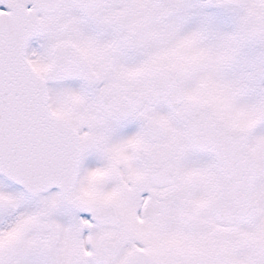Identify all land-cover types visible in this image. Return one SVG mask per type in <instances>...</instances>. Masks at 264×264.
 <instances>
[{
    "label": "snow or ice",
    "instance_id": "6c2138e0",
    "mask_svg": "<svg viewBox=\"0 0 264 264\" xmlns=\"http://www.w3.org/2000/svg\"><path fill=\"white\" fill-rule=\"evenodd\" d=\"M0 264H264V0H0Z\"/></svg>",
    "mask_w": 264,
    "mask_h": 264
}]
</instances>
